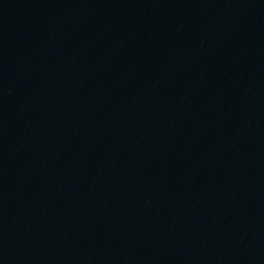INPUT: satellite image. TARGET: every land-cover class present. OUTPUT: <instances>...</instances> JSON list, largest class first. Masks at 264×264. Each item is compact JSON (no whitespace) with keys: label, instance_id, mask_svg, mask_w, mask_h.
<instances>
[{"label":"water","instance_id":"95a60500","mask_svg":"<svg viewBox=\"0 0 264 264\" xmlns=\"http://www.w3.org/2000/svg\"><path fill=\"white\" fill-rule=\"evenodd\" d=\"M0 264H264V0H0Z\"/></svg>","mask_w":264,"mask_h":264}]
</instances>
